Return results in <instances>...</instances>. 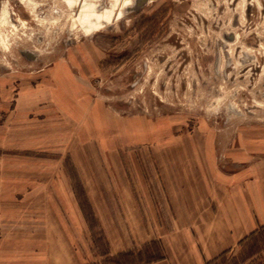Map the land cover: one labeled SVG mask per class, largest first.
I'll return each instance as SVG.
<instances>
[{
    "label": "rangeland",
    "instance_id": "374dc122",
    "mask_svg": "<svg viewBox=\"0 0 264 264\" xmlns=\"http://www.w3.org/2000/svg\"><path fill=\"white\" fill-rule=\"evenodd\" d=\"M243 170L264 175V0H0V186L35 191L0 196V264L47 260L39 187L81 264H149L168 187ZM210 264H264V229Z\"/></svg>",
    "mask_w": 264,
    "mask_h": 264
},
{
    "label": "crops",
    "instance_id": "0c3cea01",
    "mask_svg": "<svg viewBox=\"0 0 264 264\" xmlns=\"http://www.w3.org/2000/svg\"><path fill=\"white\" fill-rule=\"evenodd\" d=\"M196 176L179 177L175 181L177 188L168 187L171 218L167 219L166 225L172 229L164 240V258L149 264H210L264 229V175L254 176L243 170L232 174L215 172L213 176L206 173ZM67 188L61 187L56 190L60 192L56 193L70 195L72 189ZM47 190L46 187H39L38 190V196L45 202L43 211L50 212L48 219L58 222L57 213L61 210V203L46 204L45 197L50 199L51 191ZM34 192L28 185L25 191L15 192L0 186V196L17 193L23 196L22 201L25 202L30 201L29 195ZM68 204L76 213L75 202L69 199ZM125 217L123 223L117 222L115 225H130V216ZM138 217L142 225L143 216L139 214ZM56 222L45 221L44 230L48 231V228L50 234L45 233L37 238L39 242L48 244L45 247L47 260L43 264H81L71 249V242L60 232L62 225ZM37 255L40 257L41 252ZM25 257L22 256L23 259Z\"/></svg>",
    "mask_w": 264,
    "mask_h": 264
}]
</instances>
